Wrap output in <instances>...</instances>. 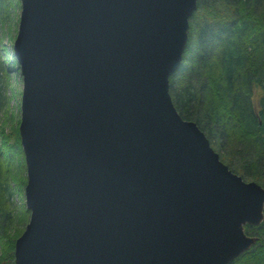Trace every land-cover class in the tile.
Here are the masks:
<instances>
[{
	"label": "water",
	"instance_id": "water-1",
	"mask_svg": "<svg viewBox=\"0 0 264 264\" xmlns=\"http://www.w3.org/2000/svg\"><path fill=\"white\" fill-rule=\"evenodd\" d=\"M27 222L13 264H230L264 189L168 95L196 0H18Z\"/></svg>",
	"mask_w": 264,
	"mask_h": 264
},
{
	"label": "trees",
	"instance_id": "trees-1",
	"mask_svg": "<svg viewBox=\"0 0 264 264\" xmlns=\"http://www.w3.org/2000/svg\"><path fill=\"white\" fill-rule=\"evenodd\" d=\"M16 8L15 0H0V37L13 30ZM186 37L180 65L168 79L176 113L222 152L218 159L230 172L264 189V0H196ZM3 58L0 53V124L7 122L10 101ZM252 86L261 91L256 105ZM16 128L17 120L12 143L0 144V264H13V244L28 219L23 205L12 202L25 184ZM244 231L258 240L230 264H264V210L261 224Z\"/></svg>",
	"mask_w": 264,
	"mask_h": 264
},
{
	"label": "rangeland",
	"instance_id": "rangeland-1",
	"mask_svg": "<svg viewBox=\"0 0 264 264\" xmlns=\"http://www.w3.org/2000/svg\"><path fill=\"white\" fill-rule=\"evenodd\" d=\"M15 5H16V11L13 14V20H12V26L13 30H3L1 32V37H0V53L3 55V59L8 61V64L6 65L7 70L10 73V81L8 84L7 88V95L10 97L9 101V111L7 112V122L5 124H0V144L5 143L10 144L12 143V139L14 138L11 135V129L14 126V123L18 124V114H19V98H20V92H21V77L19 76L18 70H16V64L12 62L13 57L11 53V47H12V42L15 37L16 33V25H17V20H18V13H19V2L18 0H15ZM3 50V51H2ZM10 62V64H9ZM261 96V91L257 86H252V102L254 105H256L259 97ZM17 131V128H16ZM212 150L218 155V152L214 147H211ZM222 153V152H219ZM222 164L226 166V163L223 161ZM230 168V167H229ZM232 170V168H230ZM242 181L244 182H250L249 180L243 178L240 176ZM23 190V189H22ZM12 202L14 205L19 206L23 205V194L21 191V194H14L12 197ZM24 207V205H23ZM264 210V207H263ZM246 235L252 236L248 231H244ZM3 264H8L3 263Z\"/></svg>",
	"mask_w": 264,
	"mask_h": 264
},
{
	"label": "bare ground",
	"instance_id": "bare-ground-1",
	"mask_svg": "<svg viewBox=\"0 0 264 264\" xmlns=\"http://www.w3.org/2000/svg\"><path fill=\"white\" fill-rule=\"evenodd\" d=\"M192 15H193V14H192ZM192 15H191V16H192ZM188 20H189V19H188ZM187 25H188V24H187ZM186 32H187V31H186Z\"/></svg>",
	"mask_w": 264,
	"mask_h": 264
}]
</instances>
